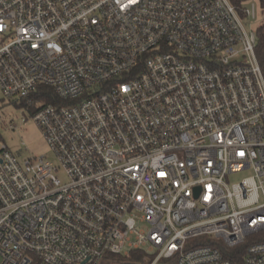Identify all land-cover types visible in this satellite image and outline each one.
Wrapping results in <instances>:
<instances>
[{
	"label": "built area",
	"instance_id": "obj_1",
	"mask_svg": "<svg viewBox=\"0 0 264 264\" xmlns=\"http://www.w3.org/2000/svg\"><path fill=\"white\" fill-rule=\"evenodd\" d=\"M242 13L0 0L2 94L40 98L58 161L21 164L0 134V264H264V74Z\"/></svg>",
	"mask_w": 264,
	"mask_h": 264
},
{
	"label": "rangeland",
	"instance_id": "obj_2",
	"mask_svg": "<svg viewBox=\"0 0 264 264\" xmlns=\"http://www.w3.org/2000/svg\"><path fill=\"white\" fill-rule=\"evenodd\" d=\"M254 4L257 8V17L255 20H245L246 28L249 31H255L260 26L263 17L254 1L244 3V8L250 9ZM14 126V130L10 127ZM0 134L10 151L15 155L18 161L23 164L31 158L44 157L46 160L58 164L54 151L47 143L45 136L33 115L25 107H19L15 101L4 99L0 88ZM253 176L252 170H246L229 176L230 185L238 184L243 180ZM58 177L62 183H67L68 179L63 171H60ZM140 229H145L140 226Z\"/></svg>",
	"mask_w": 264,
	"mask_h": 264
},
{
	"label": "trees",
	"instance_id": "obj_3",
	"mask_svg": "<svg viewBox=\"0 0 264 264\" xmlns=\"http://www.w3.org/2000/svg\"><path fill=\"white\" fill-rule=\"evenodd\" d=\"M250 1H256L260 8V13L262 14L263 20L260 24V26L256 30L257 34V56L259 63L261 65L263 74H264V0H230L231 4H233L240 12L241 16L242 14V8L244 7V3L250 2ZM49 97L48 100L44 101L45 103H50L52 98L54 97L53 91L51 89L49 90ZM40 101V98L38 100L34 99V106L29 108V111L32 113V115L38 110L39 106L36 105V102Z\"/></svg>",
	"mask_w": 264,
	"mask_h": 264
}]
</instances>
